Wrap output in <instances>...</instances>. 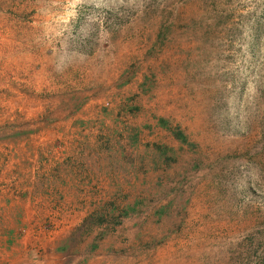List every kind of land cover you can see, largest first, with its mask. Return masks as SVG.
I'll use <instances>...</instances> for the list:
<instances>
[{"label": "rangeland", "instance_id": "obj_1", "mask_svg": "<svg viewBox=\"0 0 264 264\" xmlns=\"http://www.w3.org/2000/svg\"><path fill=\"white\" fill-rule=\"evenodd\" d=\"M0 264H264V0H0Z\"/></svg>", "mask_w": 264, "mask_h": 264}]
</instances>
